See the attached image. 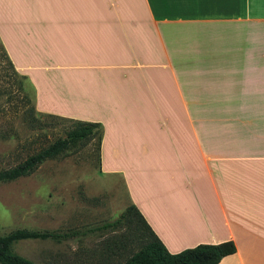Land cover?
Instances as JSON below:
<instances>
[{"label": "crops", "instance_id": "0c3cea01", "mask_svg": "<svg viewBox=\"0 0 264 264\" xmlns=\"http://www.w3.org/2000/svg\"><path fill=\"white\" fill-rule=\"evenodd\" d=\"M261 22L264 0H0L38 111L99 123L168 250L232 240L219 264H264Z\"/></svg>", "mask_w": 264, "mask_h": 264}, {"label": "rangeland", "instance_id": "374dc122", "mask_svg": "<svg viewBox=\"0 0 264 264\" xmlns=\"http://www.w3.org/2000/svg\"><path fill=\"white\" fill-rule=\"evenodd\" d=\"M256 30L264 47V22ZM73 126V119L38 111L32 84L0 42V170L66 137ZM130 204L122 175L102 170L95 137L44 161L27 176L0 182V235L17 228L86 230L116 219ZM130 227L61 242L25 239L14 243L13 250L35 264H123L128 248L140 246Z\"/></svg>", "mask_w": 264, "mask_h": 264}, {"label": "trees", "instance_id": "16d2710c", "mask_svg": "<svg viewBox=\"0 0 264 264\" xmlns=\"http://www.w3.org/2000/svg\"><path fill=\"white\" fill-rule=\"evenodd\" d=\"M73 121L74 126L67 131L66 137L58 138L16 166L0 170V182H9L27 176L44 161L65 155L80 143L95 137L99 140L100 149L101 125L75 119ZM124 224L134 229L133 232L140 246L136 250L128 248L123 264H219L224 256L236 252L235 243L229 240L219 244H199L172 253L154 232L138 208L131 203L116 219L86 230L61 232L48 229L17 228L5 235H0V264H35L32 260L13 250V244L20 240L51 239L61 242L76 235H86L89 232L113 231Z\"/></svg>", "mask_w": 264, "mask_h": 264}]
</instances>
